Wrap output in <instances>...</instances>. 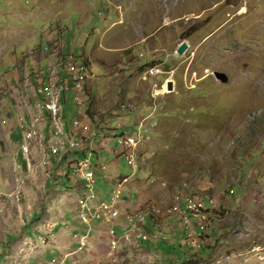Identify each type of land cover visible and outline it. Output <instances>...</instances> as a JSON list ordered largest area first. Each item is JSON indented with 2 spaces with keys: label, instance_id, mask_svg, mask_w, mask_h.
Instances as JSON below:
<instances>
[{
  "label": "rangeland",
  "instance_id": "374dc122",
  "mask_svg": "<svg viewBox=\"0 0 264 264\" xmlns=\"http://www.w3.org/2000/svg\"><path fill=\"white\" fill-rule=\"evenodd\" d=\"M49 81L87 139L61 158ZM83 155L119 217L83 220ZM187 196L214 201L202 230ZM0 264H264V0H0Z\"/></svg>",
  "mask_w": 264,
  "mask_h": 264
},
{
  "label": "built area",
  "instance_id": "2783aa9c",
  "mask_svg": "<svg viewBox=\"0 0 264 264\" xmlns=\"http://www.w3.org/2000/svg\"><path fill=\"white\" fill-rule=\"evenodd\" d=\"M82 65V69L83 70V78H76V69L75 67H70L67 72L71 75V83L73 85V87L75 89H82V83L83 80L87 78V71H85V65L84 64H80ZM152 72V71H151ZM156 72H160L159 69L156 70ZM153 73V72H152ZM151 74V73H150ZM68 89L67 83H65L64 85V91ZM51 91L52 90H42V92H38L37 94H35V96H41V104H39V107H44V114H46L47 116V108L46 107V100L47 99H52L51 98ZM49 119V118H48ZM49 121H56V128H50V133L51 135H54L59 129H60V122H59V117H56V119H49ZM27 124H25V128H26V135L27 133ZM79 125V121L76 120L74 122V127H77ZM128 140L131 142V147L134 144V140L132 138H128ZM90 143V141L88 142ZM22 148L26 151L28 150V146L25 145V143L22 144ZM125 150H123L124 152ZM133 149L131 148L130 153H129V157L131 160H134V154H132ZM76 172L77 174L80 175V177L82 179H84L86 181V187L91 191L90 192V197H88L87 200H85V202L82 205V213L88 217V223L89 222V209L90 208H97V213L98 215H109V221L113 220L114 218H117L120 216L121 211L119 210V205H118V198H113L111 195L108 196L109 199L108 200H104V201H99L97 203L94 202V199L97 197V195L94 193V188L96 189V174L92 168V160L91 159H87L84 162H80L79 164H76ZM213 199L209 198V203L210 205L212 204ZM188 204H206L205 199L204 200H197L195 197H190L187 196V198L183 201L180 202V204L178 205V207H186V205ZM131 216H133V214L128 213L127 215V219L128 221H131ZM197 219V226H199L202 230V224H200V221H202L203 217H195ZM191 220V216L188 215L183 221L185 223H188Z\"/></svg>",
  "mask_w": 264,
  "mask_h": 264
},
{
  "label": "bare ground",
  "instance_id": "6f19581e",
  "mask_svg": "<svg viewBox=\"0 0 264 264\" xmlns=\"http://www.w3.org/2000/svg\"><path fill=\"white\" fill-rule=\"evenodd\" d=\"M86 65H85V71H87V68H88ZM81 72H83V70H81ZM79 74L76 73V78H80L79 77ZM61 88H63V87H61ZM42 90H52L51 91V98L52 99H47L46 100V107L47 108H50V109H47V117L49 119H56V117H59V122H60V129L54 134V140L55 141L52 144V146L50 145L51 146L50 147V154L51 155H55V156L58 155L61 158V154L62 153H63L62 154V156H63L65 152L74 151V150L80 151V149H83L86 146L87 139L85 140V137L83 136L82 138H80V139L77 140L75 138V136H70L66 132V130L64 128L66 125H64L65 122L63 120L62 103H60V91L59 90H56V85H54L53 82L50 83V84H45L44 86L40 87L37 90V92H42ZM37 97H40V101L39 102H41V96H37ZM40 111H43V113H44V107H40ZM41 118H42V114L39 115L35 119V121L30 122L29 121L30 119H28L29 124H27V133H28L27 134V136H28L27 139H31L34 136L35 132H37L38 128L36 127V123L39 125L40 121L42 120ZM49 123H50V127L51 128H56V121H49ZM120 142H122V141L120 140ZM127 142H128V144H130V141L129 140ZM25 145H26V143H25ZM86 157L87 156L84 155L82 158H79L78 159V161H79L78 164L80 162L86 161L88 158L87 159H84V160H81V159L86 158ZM121 193H122V191H119L118 194L116 192L115 195H114V198H118V203H119V198L121 196ZM87 196H89V195H87ZM207 207L208 206L206 204H188L187 205V209L189 211L193 212L196 217L201 216V217H203V219H206V216L208 214L206 212V211H208L207 210L208 209ZM89 211L91 213H93L94 218L104 219L105 221H109V215H101V216L98 215L97 208H90ZM82 218H83V220L86 223H88V217L87 216H85L83 214L82 215ZM203 229H204V225H203Z\"/></svg>",
  "mask_w": 264,
  "mask_h": 264
},
{
  "label": "water",
  "instance_id": "95a60500",
  "mask_svg": "<svg viewBox=\"0 0 264 264\" xmlns=\"http://www.w3.org/2000/svg\"><path fill=\"white\" fill-rule=\"evenodd\" d=\"M187 48H188V43L186 41H183L179 45V47L177 48V53L179 55H182L187 50ZM214 76L216 77V79H218L222 83L229 84L231 82V80H230V78L226 72L215 71ZM168 90L170 92L174 90V83L172 80L168 81Z\"/></svg>",
  "mask_w": 264,
  "mask_h": 264
},
{
  "label": "crops",
  "instance_id": "0c3cea01",
  "mask_svg": "<svg viewBox=\"0 0 264 264\" xmlns=\"http://www.w3.org/2000/svg\"><path fill=\"white\" fill-rule=\"evenodd\" d=\"M49 83H52V82H51V81L46 82V84H49ZM29 84H30V82H26L25 85H26V86H31V85H32V84H30V85H29ZM44 85H45V84H44ZM38 89H39V87H38V88L36 89V91H35L36 94H37V90H38ZM34 96H35V95H34ZM35 97H37V96H35ZM38 101H39V100H38ZM39 104H40V103H39ZM39 104H37L38 107H39ZM64 125H65V123H64ZM67 125H68V124H67ZM67 125H66V126H67ZM66 126H65V130H66ZM49 128H51L50 125H49ZM66 132H67V130H66ZM67 133H68V132H67ZM80 133H81V132H80ZM68 134H69V133H68ZM69 135H70V134H69ZM27 140H30V139H27ZM50 147H51V146H50ZM50 147L48 148L49 151H50ZM65 153H66V152H65ZM68 154H69V153H68ZM82 154H83V153H79L77 156H78V157H81ZM52 156H53V155H52ZM83 156H84V155H83ZM97 169H98V168H97ZM99 191H100V190H99ZM99 194H101V193L99 192ZM100 196H101L102 198L105 197V196H102V195H100ZM88 197H89V196H88ZM86 199H87V197H85V200H86ZM82 215H83V213L81 214V216H82Z\"/></svg>",
  "mask_w": 264,
  "mask_h": 264
},
{
  "label": "trees",
  "instance_id": "16d2710c",
  "mask_svg": "<svg viewBox=\"0 0 264 264\" xmlns=\"http://www.w3.org/2000/svg\"><path fill=\"white\" fill-rule=\"evenodd\" d=\"M86 65V64H85ZM87 66V65H86ZM88 67V66H87ZM87 146H89V148H93L94 146H93V143H89ZM82 160H84V158L82 159ZM207 202H208V205H210V203H209V198H207ZM199 239L203 242V239H202V237H199ZM190 242L187 240V244H189Z\"/></svg>",
  "mask_w": 264,
  "mask_h": 264
}]
</instances>
